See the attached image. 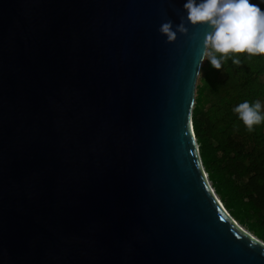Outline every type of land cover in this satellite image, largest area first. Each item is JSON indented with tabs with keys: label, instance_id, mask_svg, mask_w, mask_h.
<instances>
[{
	"label": "water",
	"instance_id": "1",
	"mask_svg": "<svg viewBox=\"0 0 264 264\" xmlns=\"http://www.w3.org/2000/svg\"><path fill=\"white\" fill-rule=\"evenodd\" d=\"M186 0H0V264H264L192 124ZM204 61V60H203Z\"/></svg>",
	"mask_w": 264,
	"mask_h": 264
},
{
	"label": "trees",
	"instance_id": "2",
	"mask_svg": "<svg viewBox=\"0 0 264 264\" xmlns=\"http://www.w3.org/2000/svg\"><path fill=\"white\" fill-rule=\"evenodd\" d=\"M264 10V0H250ZM210 50V49H209ZM217 56L222 53H215ZM221 70L206 59L196 85L192 124L214 192L242 226L264 241V54H228ZM259 101L262 120L249 132L234 109Z\"/></svg>",
	"mask_w": 264,
	"mask_h": 264
},
{
	"label": "clouds",
	"instance_id": "3",
	"mask_svg": "<svg viewBox=\"0 0 264 264\" xmlns=\"http://www.w3.org/2000/svg\"><path fill=\"white\" fill-rule=\"evenodd\" d=\"M183 9L186 17H180L175 30L169 19L160 25L158 31L166 36V42H173L178 32L188 33L186 21L193 26L206 25L210 31L203 39L201 64L206 58L213 68L221 70L228 59L233 64L240 65L238 57L228 56L230 52L246 51L250 57L264 54V10L258 4L251 3L250 0H186ZM215 53L223 55L217 56ZM260 109L259 101L252 104L244 101L234 111L239 114L248 131L252 132L253 126L261 123Z\"/></svg>",
	"mask_w": 264,
	"mask_h": 264
},
{
	"label": "rangeland",
	"instance_id": "4",
	"mask_svg": "<svg viewBox=\"0 0 264 264\" xmlns=\"http://www.w3.org/2000/svg\"><path fill=\"white\" fill-rule=\"evenodd\" d=\"M205 60H206V58L204 59L203 64H204ZM200 75H201V72L199 73L198 79H199ZM198 79H197V83H198ZM207 176H208V175H207ZM210 185H211V184H210ZM211 187H212V186H211ZM212 190H214L213 187H212ZM219 199H220V198H219ZM222 204H223V203H222ZM223 206H224V205H223Z\"/></svg>",
	"mask_w": 264,
	"mask_h": 264
},
{
	"label": "bare ground",
	"instance_id": "5",
	"mask_svg": "<svg viewBox=\"0 0 264 264\" xmlns=\"http://www.w3.org/2000/svg\"><path fill=\"white\" fill-rule=\"evenodd\" d=\"M214 192V191H213ZM216 195V194H215ZM217 198V200L219 199L218 195L215 196ZM220 202V201H219Z\"/></svg>",
	"mask_w": 264,
	"mask_h": 264
}]
</instances>
